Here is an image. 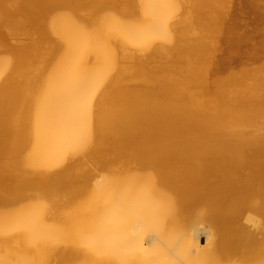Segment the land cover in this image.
Returning a JSON list of instances; mask_svg holds the SVG:
<instances>
[{"label":"bare ground","instance_id":"6f19581e","mask_svg":"<svg viewBox=\"0 0 264 264\" xmlns=\"http://www.w3.org/2000/svg\"><path fill=\"white\" fill-rule=\"evenodd\" d=\"M252 13L0 0V264H264Z\"/></svg>","mask_w":264,"mask_h":264},{"label":"rangeland","instance_id":"374dc122","mask_svg":"<svg viewBox=\"0 0 264 264\" xmlns=\"http://www.w3.org/2000/svg\"><path fill=\"white\" fill-rule=\"evenodd\" d=\"M239 21L240 23L244 24V26L247 27L249 30L252 29L254 32L251 33V36L254 37L253 42H254L255 52L253 55V60L250 61L251 63L250 67L252 69L253 75L263 76L264 75V19H262L261 15H258V13H252V14H247L245 17H242ZM43 33L47 35L45 30H43ZM245 66L246 64L244 62H241V64L239 65V67L242 68H244ZM241 71L242 70L238 71V75L241 74ZM260 83L264 85L262 81H260ZM261 107L264 108V104H262Z\"/></svg>","mask_w":264,"mask_h":264}]
</instances>
